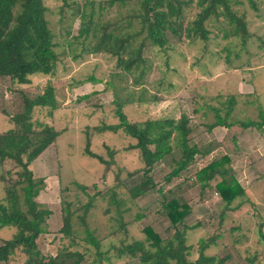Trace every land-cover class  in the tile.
<instances>
[{"label": "rangeland", "instance_id": "1", "mask_svg": "<svg viewBox=\"0 0 264 264\" xmlns=\"http://www.w3.org/2000/svg\"><path fill=\"white\" fill-rule=\"evenodd\" d=\"M106 1L44 0L59 56L53 74L32 75L29 85L25 86L0 79V133L11 126L8 120L18 109L19 93L35 97L51 85L59 103L58 110L51 115L46 108L36 107L33 112L35 120L61 131L56 144L33 162L34 167L32 164L34 175L45 180V188L37 201L51 211L47 231L36 241L38 250L45 257L55 256L67 243L61 232L62 209L67 204L73 213L70 236L78 231L80 238H77L83 241L80 218L90 197L92 206L84 219L104 249L145 240L142 230L147 226L163 238L169 237L173 229L161 208L163 194L167 199L174 195L191 208L184 221L185 225L194 227L186 234L187 245L191 246L190 260L197 259L199 241L203 239L212 241L206 255L226 256L228 264H249L247 260L251 259H254L252 264H264V244L258 237L259 232L264 234V126L260 130L243 129L239 125L229 129L216 127L211 132L207 128L215 121L217 113L221 117L225 115L231 100L234 105L229 122L259 121V112L264 114V0H253L255 9L247 0H237L241 5H232L238 15L245 13L248 29L254 35L248 42L247 51L241 49L238 37L223 35L227 29L223 18L210 19L204 23L209 33L207 40L174 38L164 49L147 46L143 57L148 61L150 71L144 76L141 88L131 84L132 76L122 80L116 77L119 71L114 57L94 52L102 29L110 31L116 24L124 25L123 19L134 8L129 3L125 7H107L100 11L99 5ZM196 1L193 0L184 13L185 24L194 20L199 12ZM90 3L94 4L93 8ZM82 11L86 12L84 22L80 18ZM89 18L92 24L88 35L79 37L80 27L88 23ZM90 77L100 83L87 82ZM108 82L134 91L135 98L144 90L141 103L134 102L122 109L130 123L178 120L186 116L191 144L209 149L211 153L196 156L194 162L170 183L164 178L172 169V158L177 155L167 156L150 174L155 188L131 200L128 189L144 178L140 153L131 147L135 141L122 131L115 134L97 131L119 123L114 93L107 88ZM83 97L87 99L80 100ZM87 138L92 153L114 162L108 175L103 174L102 164L84 154ZM110 151L115 153L110 156ZM223 156H229L232 173L245 191L244 196L231 205L234 209H226L216 193L214 186L218 178L203 192L196 181L200 169ZM3 165L0 174L7 181L15 178V164L9 161ZM117 177L118 183L124 180V184L117 185ZM75 183L88 185L87 195L79 191ZM112 187H116L115 200L124 202L120 206L121 222L116 206L109 198L93 197L96 193H106L109 197L108 191ZM4 196V185L0 181V200ZM138 215L142 216L141 220H137ZM15 234L13 228L0 230V245ZM25 261V255L17 250L8 262L0 264H25ZM106 264L135 263L127 257L118 259L112 253Z\"/></svg>", "mask_w": 264, "mask_h": 264}, {"label": "trees", "instance_id": "2", "mask_svg": "<svg viewBox=\"0 0 264 264\" xmlns=\"http://www.w3.org/2000/svg\"><path fill=\"white\" fill-rule=\"evenodd\" d=\"M129 3L134 5V8L123 19L125 24H116L110 31L102 29L94 52L114 57L119 71L116 77L122 80L132 76L131 84L135 87H143V78L150 71L148 61L143 57V51L147 46L164 49L174 38L207 40L209 33L206 32L204 23L210 19L223 18L227 26L223 35L238 37L241 49L244 51L254 36L248 29L245 13L238 15V12L233 10V4L241 5L237 0H197L196 6L199 12L194 20L186 24L184 13L192 6L193 0H108L103 5L100 4L99 8L102 11L107 7H125ZM247 3L252 9L256 8L253 0H247ZM90 6L93 8L94 4L90 3ZM84 7L87 9V5ZM47 14L48 8L44 0H0V79H8L11 84L25 86L29 85V77L32 75L53 74L59 56L55 50L57 44L49 28ZM92 15L93 12L90 13V17ZM80 18L84 22L86 12L82 11ZM91 21L89 18L88 23L82 24L79 37L88 35ZM87 82L100 83L93 77L88 78ZM107 88L114 93L113 103L119 123L98 128L97 131L112 134L122 131L135 141L131 147L139 151L144 165V178L128 189L131 200L134 201L155 188L150 174L154 166L167 156L177 155L176 158H172V169L164 178L165 182L170 183L194 162L196 156L204 157L211 153L209 149H200L191 144L189 139L191 130L186 116H181L178 120L159 119L130 123L122 109L125 105L134 102L141 103L144 90H141L140 95L135 98L134 91H127L123 86L117 87L112 82L107 83ZM18 99L20 100L18 109L8 120L11 126L6 132L0 133V166L4 167L3 164L11 161L17 167L15 178L12 180L7 181L0 174L5 192L4 198L0 200V230L13 228L16 232L12 239L0 245V263L8 262L15 251L19 250L26 257L25 264H106L110 261L112 253H115L118 259L127 257L135 264H228L229 258L226 256L205 254L212 244L211 240L206 242L200 239L197 259L194 261L189 259L191 246L187 245L186 234L194 227L185 225L184 221L190 214L191 208L178 197L173 195L167 199L163 194L161 208L173 229V234L169 237L163 238L153 228L147 226L142 230L145 240L104 249L102 242L94 236L84 219L92 206L93 199L90 197V202L83 206L84 215L80 218L83 224V241L78 240L80 238L78 231H74L73 237L70 236L73 213L67 204L62 209L61 230L67 243L59 248L55 256H43L38 250L36 241L47 231L46 223L51 211L37 201L45 188V180L34 175L32 164L48 148L56 144L61 131L53 125L35 120L33 112L34 108L40 107L49 109L51 115V112L58 110L59 103L51 85L46 86L43 93L35 97L19 93ZM84 99L87 97L80 100ZM233 105L234 102L231 100L223 117L218 113L215 115V121L207 126L209 132L216 127L229 129L239 125L243 129L260 130L264 126L262 111L259 112V121L229 122ZM90 144L87 138L84 154L102 164L103 174L108 175L114 162L104 160L101 156L92 153ZM114 153L110 151V156ZM230 163L229 156H223L212 161L196 174V181L202 192L210 188L212 181L219 179L214 189L226 209L231 208L234 201L245 194L232 173ZM7 173L10 176V173ZM118 180L117 177V185L124 184V180L119 183ZM75 186L87 195L88 185L75 183ZM115 191L116 187H112L108 191L109 197H106V193H96L93 197L98 196L102 200L109 198V202L116 206V214L121 222L120 206L124 202L115 200ZM159 192L161 193V190ZM241 204L235 209L237 210ZM141 219L142 216L138 215L137 220ZM258 237L259 242L264 244V234L259 232ZM253 261L254 259L247 260V263L252 264Z\"/></svg>", "mask_w": 264, "mask_h": 264}, {"label": "crops", "instance_id": "3", "mask_svg": "<svg viewBox=\"0 0 264 264\" xmlns=\"http://www.w3.org/2000/svg\"><path fill=\"white\" fill-rule=\"evenodd\" d=\"M33 167H34V164H33Z\"/></svg>", "mask_w": 264, "mask_h": 264}]
</instances>
